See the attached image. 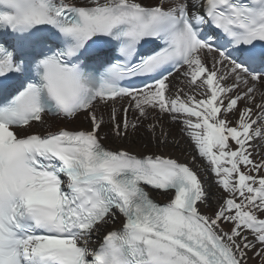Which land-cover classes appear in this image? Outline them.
I'll list each match as a JSON object with an SVG mask.
<instances>
[{"label": "snow or ice", "instance_id": "6c2138e0", "mask_svg": "<svg viewBox=\"0 0 264 264\" xmlns=\"http://www.w3.org/2000/svg\"><path fill=\"white\" fill-rule=\"evenodd\" d=\"M9 36L0 264H264V0H0ZM132 77L144 86H122ZM49 113L89 127L27 131ZM165 115L182 125L183 159L104 143L105 128L125 139L146 126L167 144Z\"/></svg>", "mask_w": 264, "mask_h": 264}, {"label": "bare ground", "instance_id": "6f19581e", "mask_svg": "<svg viewBox=\"0 0 264 264\" xmlns=\"http://www.w3.org/2000/svg\"><path fill=\"white\" fill-rule=\"evenodd\" d=\"M76 3H86L87 0H75ZM145 4H152L155 3L156 0H142ZM179 73H177L174 77H178ZM175 78L173 79V83H175ZM119 107V105H117ZM98 110L103 112L105 119H108V112L110 111V106L106 107L103 105H98ZM137 114L133 112H129V119H135V116ZM165 130L171 132V136L169 137V142L167 144L165 143H157L156 139L151 135L150 131L147 129L146 126L139 127L135 132H132L130 130L129 135L125 139L117 138L109 132L108 128L103 129V132L106 134V138L104 140V143L108 147H112L114 149L117 148H125L128 149L134 153L140 154V155H146V154H161V155H171L173 158H180L183 159L185 156L188 155L189 151H191L189 147V143L187 141V138L185 137L180 148H177L175 144L172 142L176 139H180L182 136L181 128L182 125L178 123H173L169 120L168 116L162 117ZM44 123L43 125L39 123H35L34 127L31 129H28L27 131H34V132H48L50 130H58L60 128H67L70 130H78V129H85L89 127V122L85 119L83 115H80L79 117L67 120L64 118H49L44 117ZM147 123V122H146ZM183 149H187L188 151H183ZM208 183L211 186V191L213 193V196L211 198V207L205 208L203 210L212 212L216 209V207L219 204V200L217 198V194L219 193L220 189L217 188L216 184L213 182V177L208 178ZM152 197L162 203H166L168 200V196L163 192H156V191H150ZM124 218L122 216L117 217V222L115 224H112L111 230H119L122 227V222ZM105 234V230H101L99 233L95 234L92 237V240L90 242L89 247L91 249H96L100 244L102 243V238Z\"/></svg>", "mask_w": 264, "mask_h": 264}]
</instances>
